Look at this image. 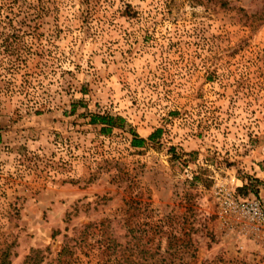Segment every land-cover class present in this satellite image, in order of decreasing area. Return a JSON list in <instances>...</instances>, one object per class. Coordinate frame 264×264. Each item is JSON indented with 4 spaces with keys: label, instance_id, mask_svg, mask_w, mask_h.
<instances>
[{
    "label": "rangeland",
    "instance_id": "1",
    "mask_svg": "<svg viewBox=\"0 0 264 264\" xmlns=\"http://www.w3.org/2000/svg\"><path fill=\"white\" fill-rule=\"evenodd\" d=\"M6 3L0 264H264L211 196L264 170V0Z\"/></svg>",
    "mask_w": 264,
    "mask_h": 264
},
{
    "label": "built area",
    "instance_id": "2",
    "mask_svg": "<svg viewBox=\"0 0 264 264\" xmlns=\"http://www.w3.org/2000/svg\"><path fill=\"white\" fill-rule=\"evenodd\" d=\"M254 183L255 190L243 194L238 191L242 184L214 181L211 196L215 216L221 227L264 243V181Z\"/></svg>",
    "mask_w": 264,
    "mask_h": 264
},
{
    "label": "trees",
    "instance_id": "3",
    "mask_svg": "<svg viewBox=\"0 0 264 264\" xmlns=\"http://www.w3.org/2000/svg\"><path fill=\"white\" fill-rule=\"evenodd\" d=\"M17 0H4V2H8V6L12 3H15ZM11 6V5H10ZM6 7L8 9H11V7ZM75 104H72L70 112H75ZM88 123L98 125L99 131L103 134L110 133L114 128L120 127L124 123V119L120 117L119 115H114L107 112H89L88 114ZM130 133L132 134V137L130 139V145L133 147H143L147 142H153L158 138L161 134V129L156 128L153 131H151L146 137H143L136 133L134 130L130 129ZM254 181H260V180H252L250 178L248 181H244L242 185L238 188V191L243 194H248L249 192H252L255 190V183Z\"/></svg>",
    "mask_w": 264,
    "mask_h": 264
},
{
    "label": "crops",
    "instance_id": "4",
    "mask_svg": "<svg viewBox=\"0 0 264 264\" xmlns=\"http://www.w3.org/2000/svg\"><path fill=\"white\" fill-rule=\"evenodd\" d=\"M254 170L256 171L257 169L255 168ZM253 177L258 178L260 181H264V170H261L259 168V170L253 175ZM234 182H239L240 184L244 183V181H234Z\"/></svg>",
    "mask_w": 264,
    "mask_h": 264
}]
</instances>
